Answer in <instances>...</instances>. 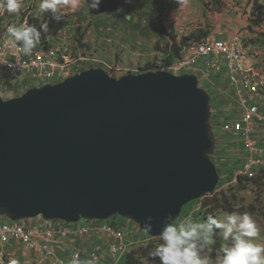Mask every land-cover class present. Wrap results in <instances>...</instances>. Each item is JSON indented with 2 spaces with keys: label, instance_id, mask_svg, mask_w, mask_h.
Here are the masks:
<instances>
[{
  "label": "water",
  "instance_id": "obj_1",
  "mask_svg": "<svg viewBox=\"0 0 264 264\" xmlns=\"http://www.w3.org/2000/svg\"><path fill=\"white\" fill-rule=\"evenodd\" d=\"M210 93L198 76L89 68L0 95V215L78 221L130 217L159 236L190 201L214 192Z\"/></svg>",
  "mask_w": 264,
  "mask_h": 264
},
{
  "label": "built area",
  "instance_id": "obj_2",
  "mask_svg": "<svg viewBox=\"0 0 264 264\" xmlns=\"http://www.w3.org/2000/svg\"><path fill=\"white\" fill-rule=\"evenodd\" d=\"M69 19L65 12L60 21L52 19L49 23L46 19L35 17L32 8L23 6L18 14L1 11L0 88L6 85L3 81L7 79H22L23 88L31 89L55 85L76 74V67L87 56L74 52L65 41L72 26ZM25 22L37 28L42 22L49 24V32L42 34L40 44L30 56H25L7 34L9 25L21 26ZM249 55L250 49L243 34L237 32L226 38L210 34L191 39L184 46L182 55L172 64L166 65L159 60L153 68L144 72L191 73L198 76L202 85L209 84L212 91L219 95L231 96L232 92L240 113L225 122L223 130L239 137L248 153L237 175L255 177L264 169V142L258 139L262 131L260 127L264 126L261 107L264 100V67L252 62ZM224 81L231 85V91L222 84ZM8 88L5 86L2 89L7 91ZM0 95L5 99L14 98L10 92L8 97L2 91ZM154 237L139 222L120 214L105 219L83 220L81 217L78 221L39 215L8 222L2 217L0 264H8L9 259L16 260L18 264H73L74 260L77 264H84L93 257L95 264H126L127 257L136 251V244L142 238L150 240Z\"/></svg>",
  "mask_w": 264,
  "mask_h": 264
},
{
  "label": "rangeland",
  "instance_id": "obj_3",
  "mask_svg": "<svg viewBox=\"0 0 264 264\" xmlns=\"http://www.w3.org/2000/svg\"><path fill=\"white\" fill-rule=\"evenodd\" d=\"M88 3L81 0L79 9L66 11L72 26L65 41L74 52L87 56L76 67L77 73L93 67L102 68L116 78L144 72L163 58L161 49L172 41V34L181 45L185 37H192L187 43L199 38L197 35L201 31L219 38H226L229 33L243 34L251 56L264 67V4L260 0H187L184 5L173 0H102L98 10L89 8ZM149 5L155 14L149 11ZM23 7L30 9L28 5ZM68 9L72 6L68 5ZM46 15L52 17L50 12ZM45 19L50 23L53 18ZM3 83L9 87L7 91L2 89L5 86L0 88L5 97L10 96L9 92L16 97L30 90L23 88L22 79H7ZM222 84L232 90L227 81ZM210 94L214 146L209 154L217 166L220 180L214 192L188 202L176 221L179 223L189 216L202 221L209 214L223 219L226 213L247 212L255 221L260 238L264 239V180L255 183L247 175H237L247 158V151L239 137L223 130L224 123L240 113L239 104L232 98V92L231 96L214 91ZM260 128L258 139L264 142V126ZM2 217L12 222L13 218ZM214 239L215 244L205 253L211 261L215 260L216 247L224 242L219 233ZM141 240L136 244V255H140L141 264H160L159 258L152 260L140 250L145 245L162 243L159 237Z\"/></svg>",
  "mask_w": 264,
  "mask_h": 264
},
{
  "label": "clouds",
  "instance_id": "obj_4",
  "mask_svg": "<svg viewBox=\"0 0 264 264\" xmlns=\"http://www.w3.org/2000/svg\"><path fill=\"white\" fill-rule=\"evenodd\" d=\"M88 3V0H85ZM102 0H91L89 8L99 9ZM130 2V0H129ZM184 5L187 0H173ZM264 4V0H260ZM69 0H39L38 8L43 14L51 13L53 19L60 21L63 5ZM73 7H78L80 0H71ZM21 0H0V11L9 14L19 13ZM49 32L48 22H42L37 28L25 22L21 26L9 25L7 34L16 42V46L25 56H30L41 42L42 34ZM153 217H147L145 228L153 229ZM222 235L223 243L215 249V260L211 261L206 253L209 246L215 244V235ZM159 239L162 241L149 253L152 260L159 258L160 264H264V239L260 238L259 229L252 216L245 213H226L223 219L207 215L202 221H195L191 216L177 223L169 212L161 222ZM8 264H18L9 259ZM73 264H77L74 260ZM95 264V258L84 262Z\"/></svg>",
  "mask_w": 264,
  "mask_h": 264
},
{
  "label": "trees",
  "instance_id": "obj_5",
  "mask_svg": "<svg viewBox=\"0 0 264 264\" xmlns=\"http://www.w3.org/2000/svg\"><path fill=\"white\" fill-rule=\"evenodd\" d=\"M166 33H168V31H165ZM170 35L172 34V32L169 33ZM209 33L208 31H201L197 36L199 37H205L207 36ZM172 41L167 42L166 44V48L165 49H161L162 52H164V56L161 59L162 62L166 65H170L172 64L174 61H176L181 55H182V50L184 48V46L187 44V40H189L192 37H185L183 39V43L181 45L178 44L176 36L174 34H172ZM153 65L149 68H153L155 63H152ZM148 69V68H147ZM241 181H242V176L240 177ZM249 180L255 182V183H261L264 180V169H261L255 177H248ZM158 246V245H145L140 247V250L143 252L144 255H149V253L151 251L154 250V248ZM136 253H138V251H134L133 253H131L126 260V264H141L140 261V255H136Z\"/></svg>",
  "mask_w": 264,
  "mask_h": 264
},
{
  "label": "crops",
  "instance_id": "obj_6",
  "mask_svg": "<svg viewBox=\"0 0 264 264\" xmlns=\"http://www.w3.org/2000/svg\"><path fill=\"white\" fill-rule=\"evenodd\" d=\"M81 1V0H80ZM38 3H39V0H21V5L22 6H24V5H28V6H30V8H32V10H33V15L35 16V17H39V18H42V19H45V18H48V19H51V18H53V17H48L46 14H43V13H41L40 11H39V8H38ZM119 3H120V1H119ZM68 5H70V6H72V4H71V0H69V3L67 4V5H63L62 7H61V13H65L66 11H74L75 9H79L80 7L78 6V7H73L72 6V9H68ZM149 11L150 12H152V13H154L155 14V11L153 10V8L149 5ZM157 12H160V11H157ZM67 13V12H66ZM212 35V34H211ZM222 36H226V35H222ZM230 36V33L228 34V36H226V37H229ZM248 49H250V47H248ZM250 51H251V49H250ZM250 56V59H251V61L252 62H255V63H258V62H256L254 59H253V57L251 56V54L249 55ZM202 84V82H200L199 81V87L200 88H204V89H206L208 92H210V91H212L213 90V88H210L209 86V84H207V85H201ZM231 89H232V87H231ZM232 98H234L233 97V95H232ZM235 99V98H234ZM262 103V109H263V104H264V102H261ZM263 111H264V109H263ZM262 142V141H261ZM245 150H246V148H245ZM247 155H248V153H247Z\"/></svg>",
  "mask_w": 264,
  "mask_h": 264
}]
</instances>
